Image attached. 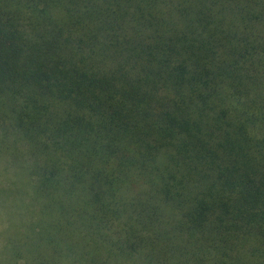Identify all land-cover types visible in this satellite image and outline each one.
<instances>
[{"label":"trees","instance_id":"16d2710c","mask_svg":"<svg viewBox=\"0 0 264 264\" xmlns=\"http://www.w3.org/2000/svg\"><path fill=\"white\" fill-rule=\"evenodd\" d=\"M0 264H264V0H0Z\"/></svg>","mask_w":264,"mask_h":264},{"label":"rangeland","instance_id":"374dc122","mask_svg":"<svg viewBox=\"0 0 264 264\" xmlns=\"http://www.w3.org/2000/svg\"><path fill=\"white\" fill-rule=\"evenodd\" d=\"M1 224H2V223H1V221H0V226H1Z\"/></svg>","mask_w":264,"mask_h":264}]
</instances>
